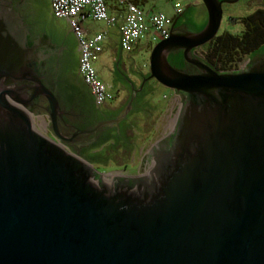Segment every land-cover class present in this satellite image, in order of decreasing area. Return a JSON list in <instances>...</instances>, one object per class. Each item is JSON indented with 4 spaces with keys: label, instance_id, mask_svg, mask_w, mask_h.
<instances>
[{
    "label": "water",
    "instance_id": "95a60500",
    "mask_svg": "<svg viewBox=\"0 0 264 264\" xmlns=\"http://www.w3.org/2000/svg\"><path fill=\"white\" fill-rule=\"evenodd\" d=\"M225 1L200 0L199 31L177 32L174 18L150 47L147 77L180 94L134 176L96 173L23 107L42 95L56 137L83 144L118 124L135 90L97 110L50 1L0 0V264H264V52L236 71L191 55ZM173 50L204 72L175 69Z\"/></svg>",
    "mask_w": 264,
    "mask_h": 264
},
{
    "label": "built area",
    "instance_id": "2783aa9c",
    "mask_svg": "<svg viewBox=\"0 0 264 264\" xmlns=\"http://www.w3.org/2000/svg\"><path fill=\"white\" fill-rule=\"evenodd\" d=\"M51 15L55 18L65 19L68 28L79 46L80 58L77 72L91 91L95 105L113 99V94L107 86L96 76L93 61L101 51V42L105 30H100L93 35H85L81 20L89 17L94 21H102L106 26H111L116 21L115 14L107 11L106 0H49ZM120 5V23L118 25L119 46L123 51H130L135 42L144 34L148 35L147 41L156 43L165 38L169 32L171 18L160 10L144 11L130 0H112ZM171 3L174 14L182 11V6L177 0H166Z\"/></svg>",
    "mask_w": 264,
    "mask_h": 264
},
{
    "label": "rangeland",
    "instance_id": "374dc122",
    "mask_svg": "<svg viewBox=\"0 0 264 264\" xmlns=\"http://www.w3.org/2000/svg\"><path fill=\"white\" fill-rule=\"evenodd\" d=\"M182 6V13L176 19L177 24L184 25V30L189 32L199 31L205 24L203 19H199L196 13L198 9H202L200 0H177ZM141 6V3H139ZM249 0H226L221 5L222 15L220 19L219 28L217 33L222 30H227L232 33L239 32V26L228 21V17H241L252 11L249 8ZM144 8H153L154 10L162 11L166 16L171 18L175 16L171 3L166 0H148L147 3L142 5ZM236 21V20H235ZM63 24L62 21H56ZM176 24L175 27L178 25ZM152 43L150 47L153 45ZM150 49V48H149ZM140 52V51H139ZM141 53V52H140ZM139 53V54H140ZM148 52L144 53V69L143 74L147 72V61ZM196 54L198 57L202 58L201 50H197ZM134 55V72L139 66V55L138 53ZM168 61L170 59L168 58ZM94 62V61H93ZM171 62V61H170ZM173 64V63H172ZM135 85L138 84L140 77L136 75L133 77ZM110 87V84L107 83ZM179 93L177 91H172L167 88H161L157 94L149 99L148 103L144 105V111L141 115L142 117H133V126L130 132L129 144L132 149L125 153H117L114 151H104L97 156V172L100 171L101 174H130L134 175L139 171V164L142 156L145 154L146 148L150 142L160 137L167 132L171 124L170 110L176 104ZM112 154V155H111ZM91 166L92 162H89ZM126 163V164H125ZM96 168V167H95Z\"/></svg>",
    "mask_w": 264,
    "mask_h": 264
},
{
    "label": "flooded vegetation",
    "instance_id": "af4514ba",
    "mask_svg": "<svg viewBox=\"0 0 264 264\" xmlns=\"http://www.w3.org/2000/svg\"><path fill=\"white\" fill-rule=\"evenodd\" d=\"M175 22L173 24V27H175L177 24ZM234 24H237L240 27L239 31L243 29L242 24L240 22L237 21L234 22ZM177 25H178L177 32L184 31V25L181 24H177ZM260 27H261L260 29L264 31V22L263 23L260 22ZM65 32L75 40L70 30L69 31L67 30ZM202 46L203 45L192 48L191 55H193L195 59L203 62L210 69L214 70L207 63H205L204 60H202V58L198 57V55L196 54V51L201 50ZM263 52H264V42L260 43L254 49L246 52L240 58V60H238L235 63L234 67L226 71H236L238 69L245 67L254 59H256L259 55H261ZM168 58L170 59L171 62L168 61ZM167 61L171 66H173L175 69H178L180 71H185L188 73L204 72L203 70L198 69L194 63H191L190 61L184 59L182 50H173L168 52ZM147 76H148V71L140 77L138 84L130 89V90H135L136 101L134 105L123 115V117L120 119L118 124L115 127H113L111 130H109L108 132L97 138L96 140L89 143L80 144L74 141L67 140L62 137H56L55 131L52 129L49 105L46 99L42 95H36L30 98L25 103L26 108L23 107L24 108L23 109L20 105L18 107L23 109L25 114L29 117L31 121V127L36 133L45 137L49 141L60 145L66 150L73 152L74 154L83 158L87 162H92L93 165L92 167L95 169L97 173V156L100 155L104 151V149L105 151L111 150L116 152L117 156H119L120 153L121 154L125 153L126 155L127 152L129 153V151L132 149V147H130V145L128 144H129V140H131L129 138V135L132 130V126L134 124L133 117L138 116L141 118L142 117L141 115L143 114L144 111V105H146L149 99L153 98L157 94V92L161 88H163L161 84H159L153 78H148ZM178 93L180 94V92ZM125 99L119 103H114L113 99H111L103 102L100 105H95V106L96 109L99 111H111L120 108L121 105L124 103ZM159 140L160 137L150 142L146 148L145 153L149 149H151ZM98 173H100V171ZM137 175H138V171L137 173L134 174V176Z\"/></svg>",
    "mask_w": 264,
    "mask_h": 264
},
{
    "label": "crops",
    "instance_id": "0c3cea01",
    "mask_svg": "<svg viewBox=\"0 0 264 264\" xmlns=\"http://www.w3.org/2000/svg\"><path fill=\"white\" fill-rule=\"evenodd\" d=\"M138 6L144 11L149 12L154 10L153 8H144L142 5L148 2V0H137ZM107 11L109 14H115L116 21L111 26H106L102 21H94L89 17H85L81 20L80 24L85 35H93L94 33L105 30V36L101 42V51L98 53L96 59L93 62V67L96 76L107 86V88L113 94V102L119 103L127 97V94L131 88L135 86L134 76L141 77L144 69V53L149 51L150 43L147 41L148 35L144 34L133 45L130 51H123L119 46V32L118 25L120 23L121 8L120 5L114 3L112 0H106ZM249 8L253 11L255 9H264V0H249ZM183 11V9H182ZM181 11V13H182ZM251 12V11H250ZM249 12V13H250ZM176 14L174 18H178L181 14ZM248 14V13H247ZM246 14V15H247ZM51 15V12H50ZM199 19H203V23L206 21V11L204 7L198 9L196 13ZM53 20L62 21L63 24L56 22V24L64 31H69L67 22L62 18H55L51 15ZM170 18V17H169ZM176 21V20H175ZM141 53H140V52ZM134 53L139 55V66L134 72ZM140 53V54H139Z\"/></svg>",
    "mask_w": 264,
    "mask_h": 264
},
{
    "label": "trees",
    "instance_id": "16d2710c",
    "mask_svg": "<svg viewBox=\"0 0 264 264\" xmlns=\"http://www.w3.org/2000/svg\"><path fill=\"white\" fill-rule=\"evenodd\" d=\"M130 1L137 5L140 3ZM228 21L240 22L243 29L237 33L222 30L201 48L202 60L216 71L231 69L246 52L264 42V31L260 29V22H264V9H255L241 17H228Z\"/></svg>",
    "mask_w": 264,
    "mask_h": 264
}]
</instances>
